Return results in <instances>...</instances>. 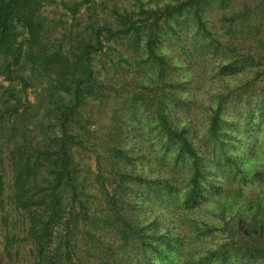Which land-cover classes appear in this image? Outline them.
Listing matches in <instances>:
<instances>
[{
	"label": "trees",
	"instance_id": "obj_1",
	"mask_svg": "<svg viewBox=\"0 0 264 264\" xmlns=\"http://www.w3.org/2000/svg\"><path fill=\"white\" fill-rule=\"evenodd\" d=\"M234 1L158 0L154 6L143 4L137 11L115 7L110 19L101 20L91 7L93 0H62L61 6L71 18L76 19L83 7L92 15L83 31L71 30L58 37L42 15L45 5L56 4V0H0V204L9 170V200L18 215L12 223L24 228L33 264L89 263L85 258L95 259L96 264H264V159L258 156L261 166L252 181L258 182L257 200L250 199L251 207L235 211L232 195L218 175L233 184L234 176L242 174L244 186L247 176L241 166L243 161L237 163L230 155L238 134L225 125L224 96L218 93L204 108L205 133L199 139L190 121L182 125L186 120L178 121L173 115L174 108L184 105L173 89L189 83L180 84L170 77L175 64L162 49L165 36L181 43L185 27L195 28V37L204 42L199 46L201 51L223 46V38L209 28L206 14L214 7L226 11ZM244 8L243 13L242 9L234 12L231 8L230 26H249L244 25V18L250 15V8L247 4ZM237 13L244 14L241 21H236ZM233 44L234 40L229 41L225 47L230 49ZM132 46H136L134 65L147 78L146 89L151 92L143 93L140 101L136 92L126 93V97H132L128 98L131 106L139 103L144 114L150 111V129L164 157L173 154L174 168L179 167L182 175L184 208L219 204L216 216L221 226L211 228L195 222L197 245L192 251L176 231L167 228V233L161 234L157 222L147 223L125 211L126 205L131 206L126 201V183H156L171 190H176V185L172 184V173L160 171L158 181H154L144 167H139L138 159L133 157L137 156L136 145L127 143L130 150L125 148L122 135L126 123L122 118L121 126L114 127L115 134L109 135L112 145L108 158L117 170L113 176L118 178L121 193L115 190L112 194L102 185L104 208L92 209L86 185L81 181L82 170L74 152L92 136L83 125L86 107L92 100L107 101L110 86L99 74L107 73L108 65L118 71L116 55L126 62V47ZM240 46L247 47L243 59H238L240 52L237 57L222 59L224 68L232 69L230 72L252 71L255 62L264 60L254 51L252 40ZM260 70L255 79H259ZM33 88L36 98L31 102L28 90ZM120 97L117 93L114 98ZM246 103L242 140L252 157L244 151L242 160L250 161L264 134V93L258 95L256 106L252 107L250 100ZM215 232L222 234L220 242L210 239ZM15 240L7 233L6 250Z\"/></svg>",
	"mask_w": 264,
	"mask_h": 264
},
{
	"label": "rangeland",
	"instance_id": "obj_2",
	"mask_svg": "<svg viewBox=\"0 0 264 264\" xmlns=\"http://www.w3.org/2000/svg\"><path fill=\"white\" fill-rule=\"evenodd\" d=\"M56 4L45 5L42 15L46 19L47 24L52 28L53 35L62 37L64 33L74 31H83L84 26L89 23V18L92 15L86 7H83L80 14L76 19L71 18L66 10L61 6L62 0H56ZM69 3L81 2L82 0H66ZM91 5L95 8L97 16L101 19H110L113 9L127 7L134 11H137L141 5L146 4L148 6H154L158 0H93ZM249 6V16L245 15V26L237 27L236 25L230 26L228 14L231 8L234 12L242 9V13L245 12V5ZM237 10V11H235ZM227 13V14H224ZM244 14L239 15L237 13L236 21H241ZM206 19L209 21V28L213 29L217 36L222 37L223 43L219 46H214L212 50H200V45H203V41H198L195 37V28L185 27L182 28V44L176 40H170V36H165L162 49L165 50L168 57H170L175 64V70L171 73L170 77L181 83H189L180 89H173V93H178L181 101L184 102L179 108H174L173 115L178 121L186 120L183 124H189L192 128L199 133V139L205 133L204 123L202 121V112L206 111L204 108L218 93L224 96V120L226 121L227 129L235 130L238 134V141L235 143L236 148H230V155L235 161H243L241 166L247 176V185L244 186L242 182L243 175L237 174L234 176V183L231 184L229 180L222 175H218V179L224 183L225 190L232 196L235 211L239 207L246 208L252 206L251 200H257L258 196V182L253 181V177L258 172V156L261 154V158L264 159V134L262 136V142L256 148L253 158L247 161L242 160L243 152H247L249 157L248 148H246V142H243L244 135L243 130V116L246 110V101L250 100L252 107L256 106L258 101V95L264 93V60L262 62H255L252 71L248 69L244 71L230 72L232 69L226 70L222 59L226 57H237L240 52L242 54L238 59H243V54H247V47L240 48V44H243L247 40H252L256 48L254 51L259 52L264 58V0H235L232 7L220 11L218 7H214L206 14ZM247 20V21H246ZM244 31V32H243ZM243 32V33H238ZM232 37V38H230ZM234 40V44L229 48L225 45ZM199 47V48H196ZM136 46H132L126 49L127 61H123L124 58H120L116 55L114 63L120 62L118 71L114 72L113 67L106 66L108 72L99 74L100 78L105 81V84L110 88L107 90L109 98L105 103H101L99 100L91 101L86 107L84 113L83 125L86 126L92 135L86 142L83 148L75 150V158L82 170L81 181H84L88 194L90 196L91 207H96L100 210L104 208V200L100 196L102 191V185H104L108 192L112 193L118 190L120 193L122 190L118 188V178L114 177L116 173L114 166L110 159L109 149L112 145L109 135L115 134L114 127L121 126L120 119L125 122L126 126L123 127V139H126L125 144L132 143L136 145L139 167L149 175L154 181H158L159 172L167 171L172 173L173 182L176 185L173 190L168 189L165 185L154 184H139L128 182L126 183V201L131 203L125 206V211L128 214H132L134 217L142 218L147 223L157 222V226L161 234L167 233V228L176 231L178 237L186 245L188 250L192 251L197 245L196 237L197 232L195 230V222L199 225L213 228L214 226H221L216 216L219 211V204L214 202L207 206L197 207L196 209H188L183 206L182 184L180 181L182 175L178 173L179 167L174 168L173 154H169L165 158V152L161 149L155 132L150 129L151 118L148 119L147 114H144V109L137 103L135 106H131L130 99L132 97H126L127 94L131 95V92L138 94V101L144 99L145 95L149 94L148 80L144 77L143 73L134 65V54ZM237 49V52H234ZM124 52V51H123ZM239 65L242 66V63ZM98 71L100 69L99 66ZM234 69V66H231ZM261 69L259 79H255L257 70ZM101 70V69H100ZM255 70V72H254ZM225 75V76H224ZM108 77V79H105ZM2 81V77L0 78ZM161 87L162 84H159ZM125 89V90H124ZM164 89V87H163ZM121 94L118 100H115V95ZM134 93V94H136ZM29 100L35 101L36 90L29 89ZM133 94V95H134ZM154 94V93H151ZM160 95V93H158ZM135 97V96H133ZM132 101V100H131ZM132 109H135L134 112ZM132 112L136 113V118L133 120ZM256 113V123L260 120L258 112ZM149 116V115H148ZM259 118V120H258ZM260 123V122H259ZM262 129V128H261ZM260 129V131H261ZM258 133L257 130H253ZM254 133V134H255ZM254 134H250L254 136ZM256 135V134H255ZM130 150V146H125ZM100 158V160H98ZM256 158V159H255ZM221 165H224L223 158L219 155ZM99 161V162H98ZM136 161V160H135ZM133 161V163L135 162ZM100 164V166L98 165ZM178 173V174H177ZM235 173V171H234ZM11 175L9 170L6 174V185L4 201L0 204V264H33V260L30 258L29 246L25 239V233L23 227L20 224L12 223V219L18 220V215L11 208V201L9 197L12 193L10 189ZM238 190V194H236ZM240 191V192H239ZM261 191V190H259ZM113 194V193H112ZM214 199V198H213ZM264 203V194L261 199ZM228 212V211H227ZM229 213V212H228ZM230 215V213H229ZM7 220V221H6ZM162 225V227L160 226ZM7 233L15 236V241H11V245L6 250L5 236ZM212 241H219L222 234L215 232L211 234ZM215 239V240H214ZM117 245V243H115ZM187 250V251H188ZM19 251V252H18ZM19 253V254H18ZM82 256V253H80ZM83 258V256H82ZM89 263L84 264H96L95 259L85 258Z\"/></svg>",
	"mask_w": 264,
	"mask_h": 264
}]
</instances>
